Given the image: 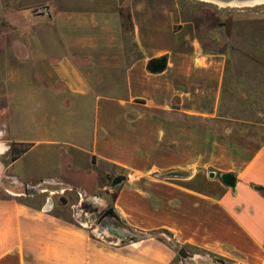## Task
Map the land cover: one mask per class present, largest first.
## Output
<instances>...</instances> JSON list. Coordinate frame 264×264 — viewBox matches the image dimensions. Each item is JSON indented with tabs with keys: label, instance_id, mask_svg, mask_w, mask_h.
<instances>
[{
	"label": "crops",
	"instance_id": "crops-1",
	"mask_svg": "<svg viewBox=\"0 0 264 264\" xmlns=\"http://www.w3.org/2000/svg\"><path fill=\"white\" fill-rule=\"evenodd\" d=\"M15 1L11 12L28 18L32 3ZM75 1L82 12L89 1L94 10L106 11L110 1L109 9L114 2L128 12L140 54L127 68L121 97L70 86L86 100L84 108H70L81 114L86 134L59 143L124 173L112 208L146 237L106 241L64 217L60 204L10 194L0 197V264H178V249L264 264V118L227 112L239 79L225 50L204 47L191 1ZM8 70L11 83L21 78L11 63ZM51 77L38 73L33 81L47 89ZM1 124L0 180L16 162L9 144L17 141L9 138L3 150ZM45 143L37 139L22 157ZM48 170L36 179L55 180Z\"/></svg>",
	"mask_w": 264,
	"mask_h": 264
},
{
	"label": "rangeland",
	"instance_id": "rangeland-1",
	"mask_svg": "<svg viewBox=\"0 0 264 264\" xmlns=\"http://www.w3.org/2000/svg\"><path fill=\"white\" fill-rule=\"evenodd\" d=\"M26 1L32 3L24 11L28 18L11 12L15 0H0L3 150L9 138L17 140L9 144L17 149L35 144L37 139L49 143L12 164L0 180V197L17 194L44 206L51 200L52 206L60 204L64 217L88 226L101 239L119 243L127 235L114 228L113 219L103 215L113 207L119 184L114 182L123 179L124 173L59 142L83 141L85 133L81 114L70 108H84L86 100L73 95L70 86L81 83L98 96L125 94L127 68L140 54L130 16L128 12H118L114 2L113 9H109V0L106 11L94 10V1L86 2L88 12L80 10L81 1ZM190 1L204 47L225 50L230 70L238 76L239 86L227 112L250 119L264 118V5L224 8ZM39 8L47 12L42 14ZM13 41L18 45L10 48ZM29 57L34 61L25 63ZM10 63L21 70L17 82L9 79ZM38 73H55V79L43 82L50 88L43 89L39 87L42 82L33 81ZM48 169L55 180L43 183L36 179ZM25 177H34L35 182L27 185ZM109 224L107 232L104 229ZM196 252L178 249V264H234L200 251L203 257L196 258Z\"/></svg>",
	"mask_w": 264,
	"mask_h": 264
},
{
	"label": "water",
	"instance_id": "water-1",
	"mask_svg": "<svg viewBox=\"0 0 264 264\" xmlns=\"http://www.w3.org/2000/svg\"><path fill=\"white\" fill-rule=\"evenodd\" d=\"M213 2H208L210 4H214L216 6H220L219 3H224L225 6H223L224 8L227 7H232L231 3L236 1L239 2L241 4H244L241 8L243 7H251L249 4H254L255 6H261L264 5V0H212ZM150 70L151 71H157V68L150 66ZM124 179V178H123ZM123 179L121 178H117L115 179L114 185L121 182ZM110 217L111 219H113L115 221L114 224V228L117 229L119 232H121L124 235H132L134 234V232L131 230V228L129 226H127L119 217V215L116 213L114 208H110L104 215L103 218H108ZM102 218V219H103ZM180 255L184 256V250L180 251ZM186 257V256H185Z\"/></svg>",
	"mask_w": 264,
	"mask_h": 264
},
{
	"label": "trees",
	"instance_id": "trees-1",
	"mask_svg": "<svg viewBox=\"0 0 264 264\" xmlns=\"http://www.w3.org/2000/svg\"><path fill=\"white\" fill-rule=\"evenodd\" d=\"M32 147V144H29L24 149H17L15 146L12 147V161H17L20 157H22L29 149ZM162 233V232H159ZM151 235H155V233H151ZM146 237L145 234L135 232L132 235H127V237H123L124 241H138Z\"/></svg>",
	"mask_w": 264,
	"mask_h": 264
},
{
	"label": "bare ground",
	"instance_id": "bare-ground-1",
	"mask_svg": "<svg viewBox=\"0 0 264 264\" xmlns=\"http://www.w3.org/2000/svg\"><path fill=\"white\" fill-rule=\"evenodd\" d=\"M200 1H203V2H206V3H208V2H213L212 0H200ZM220 4V7H223V6H225V4L224 3H219ZM244 4H241V3H239V2H236V1H234V2H232L231 3V6L232 7H242ZM251 7L252 6H254V4H249ZM50 206H52V201L50 200V202H49V206L48 207H50Z\"/></svg>",
	"mask_w": 264,
	"mask_h": 264
},
{
	"label": "built area",
	"instance_id": "built-area-1",
	"mask_svg": "<svg viewBox=\"0 0 264 264\" xmlns=\"http://www.w3.org/2000/svg\"><path fill=\"white\" fill-rule=\"evenodd\" d=\"M38 11H39V12H42V14H43V12H47L46 9H43V8H39ZM101 238H102V237H101Z\"/></svg>",
	"mask_w": 264,
	"mask_h": 264
},
{
	"label": "flooded vegetation",
	"instance_id": "flooded-vegetation-1",
	"mask_svg": "<svg viewBox=\"0 0 264 264\" xmlns=\"http://www.w3.org/2000/svg\"><path fill=\"white\" fill-rule=\"evenodd\" d=\"M109 226H110V224H109V225H107V226H106V227H107V229H104V230L108 232ZM98 231H99V230H98Z\"/></svg>",
	"mask_w": 264,
	"mask_h": 264
}]
</instances>
